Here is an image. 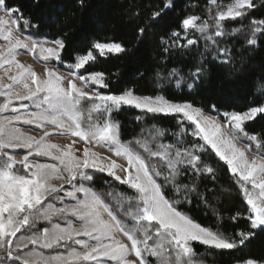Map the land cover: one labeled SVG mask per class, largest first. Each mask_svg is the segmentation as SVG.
Instances as JSON below:
<instances>
[{
  "label": "snow or ice",
  "instance_id": "6c2138e0",
  "mask_svg": "<svg viewBox=\"0 0 264 264\" xmlns=\"http://www.w3.org/2000/svg\"><path fill=\"white\" fill-rule=\"evenodd\" d=\"M170 7L171 0H165L159 11L152 12V22ZM254 7L253 0H231L226 5L209 0L208 19L188 16L180 23L183 35L173 31L169 40L161 42L167 52L189 49L203 40L205 52H211L213 59L230 63L232 50L221 44L225 39H240L246 29L229 31L225 22L246 18ZM21 21L25 29L34 27L18 7L0 0V264H152L150 258L156 264H202L193 242L207 249L239 248L254 231H239L238 240L229 239L193 221L176 207L180 200L165 195L169 185L185 200L197 191L195 182L180 183L185 174L215 179L214 168L202 159L208 148L235 178L247 205L244 218L250 229L264 231V141L245 131L246 122L264 114V104L245 112H225L222 124L192 104L163 96H138L130 89L104 94L98 90L108 88L103 73L80 72L96 59L91 49L75 63L65 64L69 71L62 75L51 63H63L64 41L26 35L20 30ZM249 27L244 42L257 46L258 35L264 36V20L253 19ZM144 32L145 28L139 29L141 36ZM192 34L198 37L189 38ZM92 49L102 57L126 51L116 42L97 41ZM25 54L43 64V73L20 62L18 56ZM201 71L197 68L192 76L198 78ZM170 76H176L175 70ZM181 83L177 80V87ZM125 106L176 119L180 131L173 134L174 142L151 147L164 134L155 131V125L149 138L123 141L112 114ZM20 125L32 126L29 131L38 134H29ZM189 135L193 140L185 147ZM54 138L69 142L55 143ZM242 139L256 144L252 158L247 155L248 145L237 146ZM96 173L126 185L132 194L115 188L97 193L88 186ZM240 217L238 212L232 219ZM41 222L44 226L38 227ZM243 264L258 262L248 259Z\"/></svg>",
  "mask_w": 264,
  "mask_h": 264
},
{
  "label": "trees",
  "instance_id": "16d2710c",
  "mask_svg": "<svg viewBox=\"0 0 264 264\" xmlns=\"http://www.w3.org/2000/svg\"><path fill=\"white\" fill-rule=\"evenodd\" d=\"M230 2L217 0L222 5ZM164 3L165 0H7L8 6L18 7L23 17L34 26L25 29L21 21L20 30L24 34H31L37 40L64 41L63 63H51L57 69L68 72L65 64L75 63L78 56L91 49L96 59L80 72L103 73L108 88L98 90L104 94H121L130 89L138 96H163L172 102L192 104L221 122H225V112H245L264 104V36L258 35L257 46L249 47L244 42L250 32V22L264 20V0H253L255 7L249 10L246 18L225 22L229 31L241 26L246 29L240 39H225L221 44L232 50L231 62L227 64L213 59L211 52H205L203 40L189 49L174 48L166 52L167 45L161 41L169 40L173 31H181L183 35L180 23L184 18L195 15L208 19L209 0H171L172 7L152 22V12L159 11ZM142 27L145 32L141 36L139 29ZM197 37L198 34L189 36ZM97 41L120 43L126 51L102 57L92 49ZM181 43L186 41L181 40ZM197 68L202 70L198 78L192 76ZM173 70L175 77L170 76ZM177 80H182L180 87H177ZM189 84L193 87L189 88ZM92 87L96 88L95 85ZM138 116L141 119L138 120ZM112 118L119 122L123 141L149 138L155 125V131L164 134L152 142L153 148L156 143H173V134L180 131L176 119L145 114L134 108L124 107L114 112ZM245 131L264 141V114L246 122ZM185 140L184 146L187 147L193 138L189 135ZM240 142L248 145L253 154L257 151L254 142L243 139ZM133 147L137 146L133 144ZM139 150L147 159L143 150ZM202 159L214 168L215 179L211 175L196 179L185 174L180 183L191 186L195 182L197 191L190 193L185 200L183 194H175L169 185L164 189L167 198L180 200L176 205L179 211L205 228L222 232L229 239L238 240L236 233L239 231L251 230L255 234L234 250L207 249L193 242L198 259L202 264H243L248 259L264 264V231L250 229V222L244 218L247 205L235 178L210 148ZM157 179L164 183L162 178ZM88 186L100 194L113 188L132 194L125 185H119L101 173H96ZM238 212L241 217L233 221L232 217ZM150 259L156 264L154 258Z\"/></svg>",
  "mask_w": 264,
  "mask_h": 264
},
{
  "label": "rangeland",
  "instance_id": "374dc122",
  "mask_svg": "<svg viewBox=\"0 0 264 264\" xmlns=\"http://www.w3.org/2000/svg\"><path fill=\"white\" fill-rule=\"evenodd\" d=\"M214 13V12H213ZM215 14V13H214ZM18 59L20 60V62H22V63H25V64H31L32 66H33V68H34V70L39 74V73H43V70H44V68H43V64L42 63H38L36 60H34L30 55H27V54H25V55H20V56H18ZM52 66V65H51ZM54 67V66H53ZM56 70H58L62 75H66V73L67 72H64V71H61V70H59V69H57L56 67H54ZM0 75H2V73H0ZM87 90V89H86ZM2 97H0V100L2 101ZM21 102H19V101H16V102H14V104L16 105V106H19V104H20ZM24 103H27V102H24ZM125 107H128V106H125ZM128 108H131V107H128ZM135 109V108H134ZM136 110H138V111H140V112H142L141 110H139V109H136ZM205 114V113H204ZM156 115H163V114H156ZM205 115H207V114H205ZM208 116H210V115H208ZM211 117H213V116H211ZM217 119V118H216ZM218 120V119H217ZM219 121V120H218ZM219 122H221V121H219ZM187 123V122H186ZM222 124L224 123V122H221ZM20 127L22 128V130L23 131H25V132H28L29 134H33V135H36V134H38V132H30L29 131V129L30 128H32V126H28V125H20ZM243 140H246V139H243ZM53 142H55V143H60V144H64V143H67V142H69V141H67V140H65V139H60V138H54L53 139ZM81 148L83 147V143L81 142V144L79 145ZM237 146L238 147H241V148H244V144L243 143H241L240 141H237ZM95 150H97V151H99V152H101L103 155H106V156H111V153H109V152H107L105 149H102V148H97V149H95ZM19 152H21V153H23V150H18ZM247 155H248V157L249 158H252V156H253V153L248 149V151H247ZM18 159L20 158V157H17ZM113 159H117L116 157H112ZM42 160H46V158H41ZM118 163H121V164H124L125 166H126V162L125 161H123V160H118ZM101 174H104V175H106V176H108L107 174H105V173H101ZM121 175H123V173H120ZM109 177V176H108ZM112 178V177H111ZM113 179V178H112ZM55 183H64L63 181H55ZM118 183V182H117ZM126 186V185H125ZM65 187H67V185L65 184ZM127 187V186H126ZM57 206L59 207L60 205L59 204H57ZM61 223H63L62 221H61ZM41 224L44 226V224H45V222H41ZM39 226V225H38ZM134 258V257H133Z\"/></svg>",
  "mask_w": 264,
  "mask_h": 264
}]
</instances>
